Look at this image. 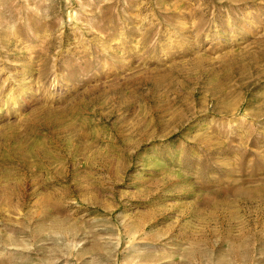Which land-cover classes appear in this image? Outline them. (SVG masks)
<instances>
[{"label": "rangeland", "instance_id": "rangeland-1", "mask_svg": "<svg viewBox=\"0 0 264 264\" xmlns=\"http://www.w3.org/2000/svg\"><path fill=\"white\" fill-rule=\"evenodd\" d=\"M0 264H264V0H0Z\"/></svg>", "mask_w": 264, "mask_h": 264}]
</instances>
